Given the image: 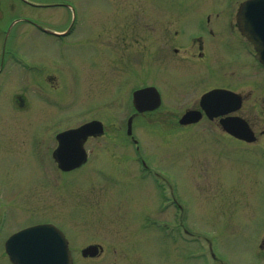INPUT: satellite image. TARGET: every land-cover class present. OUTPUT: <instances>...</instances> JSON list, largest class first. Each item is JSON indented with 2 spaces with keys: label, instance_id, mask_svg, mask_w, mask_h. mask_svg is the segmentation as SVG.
Returning a JSON list of instances; mask_svg holds the SVG:
<instances>
[{
  "label": "rangeland",
  "instance_id": "rangeland-1",
  "mask_svg": "<svg viewBox=\"0 0 264 264\" xmlns=\"http://www.w3.org/2000/svg\"><path fill=\"white\" fill-rule=\"evenodd\" d=\"M179 1L198 10H235L244 0ZM68 2L72 43L56 79L58 88L50 94L52 104L44 101L45 93L37 114L14 111L19 76L7 72L0 79V117L6 122L0 119V148H6L0 150V163L15 170L8 174L7 190L14 184L9 180H18L20 190L11 200L17 207L7 228L55 224L69 241L74 264H264V117L253 119L258 140L249 144L221 134L216 121L203 118L194 126H180L177 120L194 108L202 92L219 85L234 91L255 86L241 113L254 118L264 112V70L251 45L242 44L246 49L236 61L232 50L218 45L214 74L198 72L177 57L168 58L167 73L165 60L157 56L165 47L160 31L167 26L173 32L174 26L168 17H149L148 12L179 10L175 1ZM181 16L185 27L198 20ZM97 33L101 39L96 40ZM21 41L19 53L31 59L36 50L32 35ZM38 60L51 62L45 55ZM149 85L157 88L162 103L150 114L134 116L136 144L125 131L133 114L130 94ZM32 115L38 120L26 119ZM15 117L23 123L18 128ZM93 119L103 123L105 134L86 143L87 163L70 172L58 170L48 148L51 139ZM33 128L39 133L33 155L20 145L8 149L7 137ZM89 244H100L103 254L81 257L80 249ZM0 264L10 263L0 256Z\"/></svg>",
  "mask_w": 264,
  "mask_h": 264
},
{
  "label": "flooded vegetation",
  "instance_id": "flooded-vegetation-1",
  "mask_svg": "<svg viewBox=\"0 0 264 264\" xmlns=\"http://www.w3.org/2000/svg\"><path fill=\"white\" fill-rule=\"evenodd\" d=\"M173 1H175L173 6L178 7L179 10L171 9L170 12H167V10L159 8L157 11L152 10L156 14H151L152 11L148 12L149 17L152 15H157V17L161 18L163 15L168 17L169 20H172L169 22L170 25L174 26L173 32L168 31L167 26L162 28L160 34L165 47H162V49L160 48L158 52L156 51L157 56L165 60V63L163 62V67L167 73L171 72L167 69L169 65L167 60L169 57H177L179 61L186 59V61L193 64V67L198 68V72L203 73L206 71L208 75H211L214 74L212 56L218 45L226 46L232 50L231 56L233 61H236L241 53L245 51L246 46H242V44L249 42L238 29L236 23V10L222 8L211 10L210 6H201V10H198L194 9L195 5L192 3L184 4L179 0ZM68 4V0H0V79L4 74H7V72L17 73L21 82L18 93H16L11 105L14 111L37 114L38 104L42 100L40 97H43L45 93H47L48 97H46L44 101L47 104H52L50 94L54 89L58 88L56 79L60 72H63L62 68L64 67L65 57L69 53L70 43H72L71 33L74 29V23H71L69 10L66 9V7L68 8ZM183 14H186L185 18L193 19L196 17L198 19L197 21L194 20V26L185 27L182 25L183 18L181 15ZM165 21L168 23L166 19ZM31 35L32 47L36 50H34V53L31 55V59H28L26 54L21 55L19 53L18 45L22 42L21 40L23 38H27ZM125 36L126 33L123 38ZM101 37L102 36L97 33L96 40L101 39ZM81 39H85V36ZM184 39L187 41L183 42L182 40ZM41 45L46 46L47 51L44 46ZM40 55L47 56V59L49 60L50 58L51 62H48V60L47 64L40 62L38 60ZM126 56L129 57L128 54H126ZM61 58L63 64H60V62L58 64V59ZM55 59L57 60L56 62L54 61ZM260 68L262 67L260 66ZM187 74L188 73L185 75ZM177 76L180 77L179 74ZM1 87L2 84L0 83V88ZM214 88H224L234 91L226 86L219 85L206 89L201 95ZM250 88L251 89L245 91H235L241 95L242 105L237 111L228 113L226 117L239 116L246 120L250 128L254 131L252 126L254 124L253 119L255 122L261 121V118L264 117V112L254 118L249 115L247 117V115L241 113L244 102L248 101L249 98L253 97L256 93L257 88L255 86ZM30 97L35 98L36 103L30 102ZM199 101L200 97L193 109H199ZM261 102H264L263 97L261 98ZM133 115L136 116L138 114L133 111ZM42 118H45L46 124L51 123L50 117L42 116ZM0 119L4 121L5 117H0ZM14 119H17V117ZM18 119L16 122H13L16 128L23 124L22 120L20 118ZM26 119L35 122L38 120V116H27ZM219 120L220 118H215L208 121H216V126L218 125L221 129V134L247 144L223 131L219 124ZM4 123L6 122L4 121ZM195 124H190L188 126H194ZM59 132L51 139L50 145L48 146L49 149L51 148V157L57 146L56 135ZM262 134H264V131ZM12 135V137H7L9 141L8 149L20 145L23 146V149L27 150L30 155H33L39 139V133L35 131V128L29 133L23 132L18 135ZM90 139L94 138H88L87 142ZM257 140L258 137H256V140L252 143H256ZM3 149L6 150V148ZM3 149L0 148L2 151ZM52 161L58 169L57 163L53 157ZM41 165L42 167L44 166V164ZM12 171H15L12 166L0 163V249H2L0 256L5 257L7 262H9V260L5 254V241L12 234L21 230V228H7V221L14 215L13 207H17L15 203H11V200L17 199L20 193V190H18L16 186L18 180H9V182H13L14 184L9 185L10 190H7L8 174ZM14 211L18 213L15 209ZM260 246L264 248V233L260 237ZM102 254L103 250L97 253L95 257H85V259H95ZM73 258L75 261V255H73Z\"/></svg>",
  "mask_w": 264,
  "mask_h": 264
},
{
  "label": "water",
  "instance_id": "water-1",
  "mask_svg": "<svg viewBox=\"0 0 264 264\" xmlns=\"http://www.w3.org/2000/svg\"><path fill=\"white\" fill-rule=\"evenodd\" d=\"M236 20L240 31L253 44L256 59L264 66V0H246L240 6ZM132 100L137 112L155 110L161 99L153 86L133 92ZM241 106L238 94L214 89L205 93L200 100V107L209 119L234 111ZM202 118L201 110H188L179 119L187 125ZM132 118L128 120L127 133L131 134ZM222 128L231 135L251 142L255 140L248 123L239 118L220 120ZM104 132L100 121H90L78 128L64 131L57 135L58 147L54 157L64 171L72 170L86 161L84 142L89 136H98ZM6 253L14 264H72V254L64 233L53 224L34 225L13 234L5 243ZM100 251L98 245H89L82 249V256H95Z\"/></svg>",
  "mask_w": 264,
  "mask_h": 264
}]
</instances>
